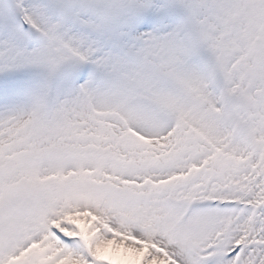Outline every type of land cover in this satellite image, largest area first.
Returning <instances> with one entry per match:
<instances>
[{
  "label": "snow or ice",
  "instance_id": "6c2138e0",
  "mask_svg": "<svg viewBox=\"0 0 264 264\" xmlns=\"http://www.w3.org/2000/svg\"><path fill=\"white\" fill-rule=\"evenodd\" d=\"M0 264H264V0H0Z\"/></svg>",
  "mask_w": 264,
  "mask_h": 264
}]
</instances>
